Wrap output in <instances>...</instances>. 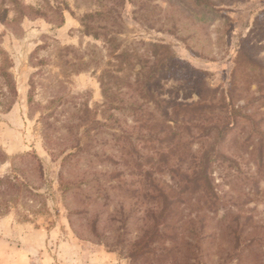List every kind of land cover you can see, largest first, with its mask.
<instances>
[{"label": "rangeland", "instance_id": "1", "mask_svg": "<svg viewBox=\"0 0 264 264\" xmlns=\"http://www.w3.org/2000/svg\"><path fill=\"white\" fill-rule=\"evenodd\" d=\"M19 1L54 22L7 25L15 0H0V178L14 184L0 183V264H264V0H211L217 10L199 7L181 31L141 19L143 0ZM113 4L119 25L104 18L111 33H85L81 17ZM191 33L199 38L183 39ZM149 43L171 45L174 56L158 105L131 84L137 60L153 54ZM105 70L118 76H104L107 97ZM202 81L215 91L205 96L215 95L211 104L225 93L245 105L256 131L238 115L222 136H202L223 116L186 110L198 105ZM213 143L204 185L191 186ZM165 200L175 238L163 244L179 250L132 261L127 249L150 225L147 208Z\"/></svg>", "mask_w": 264, "mask_h": 264}, {"label": "trees", "instance_id": "2", "mask_svg": "<svg viewBox=\"0 0 264 264\" xmlns=\"http://www.w3.org/2000/svg\"><path fill=\"white\" fill-rule=\"evenodd\" d=\"M123 0H120V2ZM168 0L167 4L168 7L162 8L161 6H158L157 4H150L147 2V0H143L137 9V12L141 19H143L148 24H153L156 22L161 23L165 20L169 21L171 23L170 30L171 31H181L184 28H186V25L181 22L183 18L186 16H190L195 14L197 9L205 8L207 10L206 13H212L216 11V4L215 2L211 0H181L179 2ZM51 7L53 12H55L58 15V20L56 22L60 23L63 21V17L61 14V10L58 5L55 6H48ZM183 8H186V10H183ZM13 10L15 12V15L11 20H5V23L8 25L12 22L16 23L17 21H20L27 18H35V17H43L48 22H54L53 19H51L47 14L44 12L43 8H36L33 5H25L21 3L19 0H15L13 4ZM164 13L162 14V12ZM7 12L6 10L2 9V12L0 13V19L6 18ZM115 5L113 4L111 7L107 8L106 10L102 11H91L85 13L81 17V23L83 26V30L85 33H93L95 35L98 34L97 28L100 27L103 34H107L108 32L111 33L112 27L107 28L106 24H99L100 19L107 18L109 19L111 23L115 25H119V22H117V19L115 17ZM184 15V17H183ZM117 16V15H116ZM193 25V24H192ZM197 34L191 33L187 36H183V39L186 40V38H192L196 37L199 38V36H196ZM109 41H114L115 36L111 35L109 38ZM149 50H154L152 55H146L144 58L138 59L137 62L140 65V69L136 72L133 82L131 84H134L137 89L139 90L138 95L142 98H145L146 100H151L155 104H160L161 99H159L157 96V89L159 88V82L162 80V78L166 75L165 73L170 72L172 70L174 61H173V53L171 54L169 50H172L171 45L167 43H149L147 44ZM124 50L129 49H123L119 54L118 57L125 58ZM159 50H164L166 52L159 53ZM126 54V53H125ZM151 57V58H150ZM249 60V59H248ZM250 63H255L254 61L250 60ZM261 67V66H259ZM4 75L9 76L10 75L7 72H2ZM110 76V77H118L116 74H113L111 70H105L102 73L101 77V85L103 88V93L105 97H107V90L108 86L106 83V80L104 76ZM196 82H199V80H196ZM198 89V105L196 103H192V105L186 109L188 111H201L206 109H213L218 110L219 114H223V116H219L215 122L212 124H208L205 126L202 136H206L208 133H216L218 132V136H222L225 132V129L228 127L234 126L236 123L235 116L240 115L241 119L243 121H246L251 130L256 131V125L257 122L252 116V113L247 112V107L245 105L242 106H235L234 102H232L230 98L227 97L225 93H222L221 96V102L220 103H214L211 104L214 99L215 95L212 96L209 100H206L205 96L209 94H213L215 91L211 88H209L207 85H205V82L202 81L198 83L197 85ZM264 95H258V97H261ZM257 97V98H258ZM112 106V104H110ZM132 107V105L130 106ZM183 109V108H179ZM185 110V109H183ZM181 110H174L175 113L179 112ZM232 121V122H231ZM261 145L262 140L259 144V152L261 153ZM79 143H73L69 148H78ZM215 150V143L212 144L211 148H209L208 151L203 153L200 158V171L197 176H195L192 180H190L191 186H198L199 188L204 185V180L207 179V172L206 169L209 167V163L211 162V157L213 155L217 154V151H215L214 154L211 155V153ZM5 160V155L3 152L0 151V162ZM0 183H7L11 186L14 184L8 179V178H0ZM163 188L153 185V193H163ZM5 192V189L0 190V193L3 194ZM171 201L165 200L163 203L162 201L159 203H155L154 205H151L146 210V219L149 220L150 225L143 229L144 226L141 228L142 233L139 234L137 239L133 241L131 244V248L127 249V253L129 258L133 261L137 256L141 255H148L151 254L155 258L159 257H167L172 256L175 254L179 248L177 245L172 246H166L164 245V241L166 239H174V235H170L166 233V229L168 228L167 223V213L169 211L168 207ZM166 216V217H165ZM161 241L162 245L158 248L154 243ZM197 250L199 249V245L197 241L193 245Z\"/></svg>", "mask_w": 264, "mask_h": 264}]
</instances>
